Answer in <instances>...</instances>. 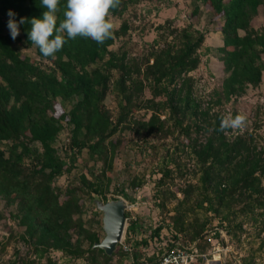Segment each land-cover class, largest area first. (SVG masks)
Instances as JSON below:
<instances>
[{"label": "trees", "instance_id": "obj_1", "mask_svg": "<svg viewBox=\"0 0 264 264\" xmlns=\"http://www.w3.org/2000/svg\"><path fill=\"white\" fill-rule=\"evenodd\" d=\"M140 1L120 0L109 16H121L130 5ZM189 1L194 3V17L201 5L214 20L222 22L219 27L222 44L217 52L225 77L205 109L194 98L193 79L189 75L200 63L198 50L204 35L192 27L172 31L177 34V43L154 48L142 60L128 58L122 45L115 51L109 49L117 38L127 33L126 23L103 44L80 36L66 38L62 50L54 57H44L29 40L31 24L27 22L32 18L42 19L46 9L41 6V0H0V143H5V150L0 148V198L6 205L17 207L13 217L24 229L22 239L33 245L39 256L48 250L75 257L99 253L109 262L118 252V245L111 256L93 248L99 238L83 228L81 198L71 188L60 200L54 183L70 173L77 157L86 150L87 157L100 163L101 169L97 176L91 173L93 181H88L85 175L81 181L89 195L106 202L103 190L109 184L106 173L111 171L120 146V140L114 137L124 129H131L137 135L144 131L146 136L163 132L162 110H168L166 120H171V126L179 128L188 140L187 147L200 173V184L189 187L201 192L200 206L206 204L204 209L221 215V221L228 220L227 215L235 206H240L239 211L249 218L264 215V151L258 149L251 134L227 135L231 128L221 130L223 116L214 111L217 106L235 102L249 87L256 88L261 83L264 27L255 29L251 22L258 14L264 21V0ZM66 2L60 0L58 24L64 18ZM9 10L16 14L17 22L21 18L26 20L15 40L7 27ZM15 42L33 47L35 55L49 65L41 67L21 55ZM114 73L117 75L113 79ZM146 87L152 97L139 102ZM111 90L117 99L115 119L104 105ZM160 96L163 100L156 101ZM136 107L152 114L147 120L136 122L137 128L133 129L128 117ZM63 125L70 129L64 148L68 160L54 146ZM194 131L204 134L203 139L191 138ZM141 185V181L137 184L131 181L133 188ZM128 228L133 231L134 225ZM204 231L202 224L193 231L190 242L202 238ZM74 232L84 235L89 242L87 249L81 248L80 239L71 241ZM215 235L218 237L219 233Z\"/></svg>", "mask_w": 264, "mask_h": 264}, {"label": "rangeland", "instance_id": "obj_2", "mask_svg": "<svg viewBox=\"0 0 264 264\" xmlns=\"http://www.w3.org/2000/svg\"><path fill=\"white\" fill-rule=\"evenodd\" d=\"M193 9L194 3L189 0H168L162 3L142 0L130 5L121 16H109L114 23V31L123 23L128 26L127 33L117 38L109 49L115 51L122 45L128 52V58L142 60L154 48H160L168 42L177 43V34H172V31L192 27L201 32L204 42L198 50L200 63L189 75L193 79L194 98L201 103V109H205L213 99V92L220 90L225 77L217 52V48L222 44L219 31L222 22L220 19L214 20L209 11L201 5L196 17L193 16ZM251 25L255 29L264 27L260 14L253 18ZM14 46L21 55L28 56L41 67L49 65L35 55L33 47H26L18 42H15ZM262 59L264 60V55ZM116 75L113 74V79ZM151 97L150 90L146 87L139 96V102ZM162 100V96L156 98V101ZM104 105L115 119L118 109L113 90L106 95ZM214 111H219L223 117L244 115V126L231 128V132L226 134H251L258 149L264 151V71L258 87H249L235 102L217 106ZM151 114L149 110L136 107L128 117L129 125L136 129V122L147 120ZM166 118L168 119V110H162L160 119L165 121L163 132L146 136L144 131L137 135L131 129H124L114 137L120 140V146L116 150L111 171L106 173L109 179L108 188L103 190L107 201L122 199L125 202L126 221L122 239L118 244L119 250L114 252L109 262L99 253H85L75 257L48 250L39 256L33 245L22 239L24 229L18 226L13 217L17 213V207L6 205L0 198V264L148 262L149 258L157 257L173 242L190 244L193 231L202 224H205V231L199 241L202 243L200 251L204 257L199 258V264H215L212 263L213 257L220 261L222 247L226 254V264H264V215L249 218L239 211L240 206H235L230 215L222 211L228 216V220L221 221V215L204 209L206 204L200 206L201 192L189 187L200 184L199 168L187 147L188 140L180 129H174L171 126L172 121H167ZM187 122L188 120L185 121ZM69 135V127L63 125L54 144L61 157L65 156L64 148L68 144ZM203 135L194 131L191 138L202 140ZM0 148L5 150V143H0ZM65 159L68 160V157ZM100 169V163L90 160L86 150H83L70 173L59 177L54 183L60 200L64 199L66 190L75 189V194L81 198L80 217L83 228L95 233L99 242L105 235L102 229L103 214L96 209L94 200L100 198L88 194L81 176L85 175L88 181H93L94 176L91 173L97 176ZM165 171L169 172L165 174ZM132 180L136 184L141 181V187H131ZM256 212L257 210L255 214ZM130 225H134L133 231L128 228ZM216 232L219 233L218 237ZM83 236L74 232L71 241L80 239L81 248L87 249L89 242ZM219 238L222 241H219ZM143 241L146 244H143Z\"/></svg>", "mask_w": 264, "mask_h": 264}, {"label": "clouds", "instance_id": "obj_3", "mask_svg": "<svg viewBox=\"0 0 264 264\" xmlns=\"http://www.w3.org/2000/svg\"><path fill=\"white\" fill-rule=\"evenodd\" d=\"M119 4L120 0H67L64 18L58 24L60 0H41V6L46 10L42 19L32 18L27 21L31 24L29 40L44 57H54L62 50L67 39H75L78 36L103 44L113 36L114 23L109 19V15L110 10L117 8ZM8 17L7 27L11 38L15 40L20 34V25L26 23V20L21 18L17 22L16 14L11 10ZM245 121L246 117L242 114L223 117L221 130L241 128ZM165 264H168V261H165Z\"/></svg>", "mask_w": 264, "mask_h": 264}, {"label": "water", "instance_id": "obj_4", "mask_svg": "<svg viewBox=\"0 0 264 264\" xmlns=\"http://www.w3.org/2000/svg\"><path fill=\"white\" fill-rule=\"evenodd\" d=\"M96 209L101 211L102 229L104 238L93 245V248L101 249L107 256H111L117 245L120 243L125 226L126 204L122 199H114L104 202L101 199H95ZM226 254L222 252L220 261H212L215 264H226Z\"/></svg>", "mask_w": 264, "mask_h": 264}, {"label": "built area", "instance_id": "obj_5", "mask_svg": "<svg viewBox=\"0 0 264 264\" xmlns=\"http://www.w3.org/2000/svg\"><path fill=\"white\" fill-rule=\"evenodd\" d=\"M206 234L207 233H205L204 236H206ZM220 240L221 238H219V241ZM201 244L202 243L199 239L188 245L180 242H173L155 257L154 260L148 262L144 261L142 264H165V261H168V264H197L199 258L204 257V254L200 251ZM222 252H224L223 247L220 255ZM213 259V261H216L215 257H213Z\"/></svg>", "mask_w": 264, "mask_h": 264}]
</instances>
